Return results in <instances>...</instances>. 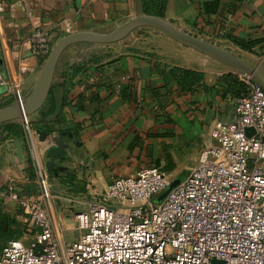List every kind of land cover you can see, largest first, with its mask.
I'll use <instances>...</instances> for the list:
<instances>
[{"label": "crops", "instance_id": "obj_1", "mask_svg": "<svg viewBox=\"0 0 264 264\" xmlns=\"http://www.w3.org/2000/svg\"><path fill=\"white\" fill-rule=\"evenodd\" d=\"M202 1L166 0L165 18L191 34L245 52L259 69L264 66V47L252 53L234 41H264V0H221L214 14L201 11ZM0 5V70L21 80L25 95L44 63L30 51L32 30H50L56 43L65 35L66 21L73 32H108L106 28L143 12L142 0H0ZM188 50L179 51L183 60L166 66L159 51L138 50L125 41L98 48L73 46L60 61L41 111L52 113L31 116L29 129L22 119L13 121L14 127L3 126L12 122L0 125V213L20 221L24 239L30 234L35 238L40 229L8 192L36 194L45 179L53 194L48 208L57 235L70 242L74 214L101 202L113 179L150 166L174 139L210 142L213 122L232 119L235 105L228 109L227 98L210 97L226 72ZM171 68L200 72L203 80L183 88L174 82ZM13 102L9 90L0 87V107ZM40 130L50 134L42 138ZM172 180L179 183L181 178Z\"/></svg>", "mask_w": 264, "mask_h": 264}, {"label": "built area", "instance_id": "obj_2", "mask_svg": "<svg viewBox=\"0 0 264 264\" xmlns=\"http://www.w3.org/2000/svg\"><path fill=\"white\" fill-rule=\"evenodd\" d=\"M63 30L72 33V23L64 22ZM28 40L32 55L45 62L52 32L35 28ZM240 79L247 93L229 122H213L210 143L184 180L171 188L169 174L156 166L113 179L101 202L74 214L72 242L57 235L45 179L36 194L8 192L40 231L29 243L9 241L0 264H264V91L249 76ZM0 87L24 102L21 80L0 70ZM22 120L29 129V117Z\"/></svg>", "mask_w": 264, "mask_h": 264}, {"label": "water", "instance_id": "obj_3", "mask_svg": "<svg viewBox=\"0 0 264 264\" xmlns=\"http://www.w3.org/2000/svg\"><path fill=\"white\" fill-rule=\"evenodd\" d=\"M144 28L154 29L187 48L240 71L258 83L264 91V75L260 71L259 66L247 62L215 42L183 30L165 17L142 12L140 15L120 21L113 30L108 32L82 30L60 38L54 44L48 59L43 63L38 79L32 90L26 95L24 102L21 104L13 102L7 106L0 107V125L17 121L24 117H31L44 110L55 84L60 61L68 49L79 45H90L98 48L99 46L117 44L124 42L137 30ZM246 132L252 135L254 129L248 128ZM49 134V132L39 131V135L42 138ZM177 184L178 182H173L171 188H174ZM213 264L223 263L214 260Z\"/></svg>", "mask_w": 264, "mask_h": 264}, {"label": "rangeland", "instance_id": "obj_4", "mask_svg": "<svg viewBox=\"0 0 264 264\" xmlns=\"http://www.w3.org/2000/svg\"><path fill=\"white\" fill-rule=\"evenodd\" d=\"M141 13L142 12H137L136 15H140ZM143 13H145V12H143ZM117 24L113 25L110 28H106L105 31L113 30V28ZM168 40H171L169 42L172 43L173 47L169 46V44L167 43ZM125 42L128 44L134 45L135 48L138 50L152 49L154 51H159V53L164 58L166 66H167V64L168 65L175 64V62H178V61L184 59L183 55L179 51L188 50V49H189L188 51H192V49H190V48L185 49L187 47L181 45L180 43H178L174 40H172L171 38L169 39L168 36L158 32L154 29H148V28L137 30L130 37H128L125 40ZM225 46L226 45H224L223 47H225ZM226 49H228V48H226ZM230 49H231L230 50L231 52H233L237 56L241 57L242 59L246 60L247 62H250V61H253L255 63L258 62V61H256V59L252 58L251 56H249L245 52H242V51H239L236 49H232V48H230ZM205 58H208L209 60H211V62L213 64H215L217 67H219L223 71H225L226 72L225 75L231 74L234 76H238V78H240L241 75L243 74L240 71H238L234 68L225 66V65H223V64H221V63H219V62H217V61H215V60H213L207 56H205ZM42 65H43V62H42ZM260 70L264 72V66H261ZM223 76H224V74H223ZM223 76H221V78ZM220 94L221 93H220V89H219L218 85H215L214 87L211 88L210 97L212 99H214L215 97H220ZM235 99H236L235 94H233V93L229 94L228 103L226 105L228 107V109H230L232 106H234L236 104V102H234ZM209 143L210 142H208V143H205L204 141L202 142L198 139L193 140V139H187V138H181V137L179 139H176V140L174 139L170 143L164 145L163 152L160 154V157H159L160 164L156 167H160L162 170L166 171L169 174V177L171 179L172 178H176V179L181 178V180H184L186 178L190 168L194 167L197 164L201 151L207 145H209ZM148 167H151V165ZM169 168L170 169L172 168V170H169ZM167 193H168L167 191H163V192L159 193V195L157 196L155 201L162 200L167 195ZM0 201H1V199H0ZM21 212H22L21 210H18L19 214H21ZM0 214L3 215V213H0ZM19 222L20 221H18V223ZM17 227L19 230H22V228H20L19 224ZM28 227H30V226H28ZM72 234L74 236L72 235L71 238L68 239L70 242L74 241L76 239V237H78L77 229L73 230ZM26 238L27 239H24L23 236H21L20 239H24L27 243H29L34 239V236L32 234H30V235H27ZM0 251H1V243H0Z\"/></svg>", "mask_w": 264, "mask_h": 264}, {"label": "trees", "instance_id": "obj_5", "mask_svg": "<svg viewBox=\"0 0 264 264\" xmlns=\"http://www.w3.org/2000/svg\"><path fill=\"white\" fill-rule=\"evenodd\" d=\"M241 1V0H238ZM221 0H204L201 2V11L205 14H214L220 8ZM143 12L147 14H153L161 17H165L166 11V0H142ZM235 43L244 50L252 53H258L259 49H263L264 41L262 39L257 40H237L234 39ZM96 58V57H95ZM170 72L173 76L174 82L186 89H191L190 86L197 85L203 80V75L200 72L188 70L184 68H171ZM223 76V75H222ZM215 85H218L220 89V97L222 99H228L229 94H235L236 99L234 102L247 93L246 85L244 82L234 75H225L219 78ZM214 85V86H215ZM213 86V87H214ZM223 86V87H222ZM228 87V88H227ZM130 90L127 88L126 91ZM222 89V90H221ZM125 91V89H124ZM52 110L40 112L42 116H49ZM15 123H8L3 126L7 128L14 127ZM160 164L159 159H156L151 166H158ZM169 170H172V168ZM18 221L7 214H0V243L1 249L11 240L20 239L22 231L18 229Z\"/></svg>", "mask_w": 264, "mask_h": 264}]
</instances>
